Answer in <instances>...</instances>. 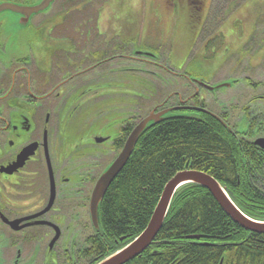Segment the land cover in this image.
Listing matches in <instances>:
<instances>
[{"label": "flooded vegetation", "instance_id": "af4514ba", "mask_svg": "<svg viewBox=\"0 0 264 264\" xmlns=\"http://www.w3.org/2000/svg\"><path fill=\"white\" fill-rule=\"evenodd\" d=\"M55 1L24 22L20 13L0 12V264H95L109 246L89 205L97 179L123 146L124 123L112 135L108 111L94 103L125 96L124 82L111 85L114 54L106 33L96 32L100 46L87 29L79 32L85 40L78 42L77 32L61 29L62 3L51 13ZM70 1L75 13L77 1ZM12 2L18 1L0 0ZM179 76L188 83L187 75ZM248 82L255 95L238 111L246 121L243 133L254 144L264 139V83ZM188 85L192 92L184 98L173 93L176 102L168 106L180 105L184 113H204L184 108L194 107L211 116L228 114L222 107L208 110L198 97L203 86ZM229 127L239 132L235 122Z\"/></svg>", "mask_w": 264, "mask_h": 264}, {"label": "trees", "instance_id": "16d2710c", "mask_svg": "<svg viewBox=\"0 0 264 264\" xmlns=\"http://www.w3.org/2000/svg\"><path fill=\"white\" fill-rule=\"evenodd\" d=\"M87 6L84 2L82 8L74 13L71 4L66 5V12H61V28L66 24L70 27L74 21L78 26L83 19H90L83 12ZM89 21H84L83 29L91 31L93 28ZM97 44L102 45L100 40ZM125 52L127 56L133 54V51ZM155 53L145 64L155 65L158 72L166 73L164 68L172 70L168 58L164 68L161 64L156 65L163 61L161 53L158 50ZM114 63L119 65L122 62ZM121 69L140 70L124 66ZM167 74L165 81L157 72L148 78L157 93L152 98H137L135 92L127 97L130 93L127 85L125 96H111V104L115 108L112 113L126 117L121 121L124 123V137L120 144L155 104L163 103L162 108L173 107L168 105L173 98L176 102V96L167 95V90L177 86L179 75ZM173 82V85L169 84ZM187 86L190 85L187 83ZM103 104L94 103L97 109H102ZM226 115L218 116L226 126L209 114L178 110L166 114L157 123L149 124L99 204L100 232L109 240L102 258L144 230L164 185L184 169L199 170L214 177L246 216L264 220V153L255 147L250 136L230 130ZM125 264H264V234L244 231L222 211L208 190L187 184L173 195L152 243Z\"/></svg>", "mask_w": 264, "mask_h": 264}, {"label": "rangeland", "instance_id": "374dc122", "mask_svg": "<svg viewBox=\"0 0 264 264\" xmlns=\"http://www.w3.org/2000/svg\"><path fill=\"white\" fill-rule=\"evenodd\" d=\"M16 1L18 2L14 4L32 6L22 5L20 1L23 0ZM69 1L56 0L51 13L58 11L61 3V12L65 13V6L72 2ZM75 1L76 11L82 8L84 2L89 5L83 12L90 19H83L82 22L90 20L89 24L93 28L91 32L106 33L109 39L107 48L114 54L110 58V81L116 86V81H123L124 87L127 85L131 93L127 97L135 92L137 98H152L157 93L148 78L157 72L164 80L167 72H158L155 65L145 64L143 60L150 61L152 58L142 53L145 57L132 54L128 55L131 59L125 62L122 58L127 56L125 51L136 50L155 56L158 50L163 62L157 64L164 67L168 58L170 68H174L171 72L190 75L188 83L200 81L208 85L210 88L202 87L198 91V97L204 99L208 110H219L222 107L221 112H228L230 116L229 123L235 122L236 130L244 131L246 121L240 116L238 107L246 104L254 94V91L247 88L248 80L264 83V0H73ZM83 23L78 27L74 21L70 27L66 24L61 29L77 32L79 42L85 40L79 34L86 30L83 29ZM116 61L122 62L121 66L125 68L140 70H119L114 63ZM185 78L177 76V86L168 89L167 95L179 93L184 98L191 93L192 88L182 80ZM169 84L173 85L174 82ZM255 88L256 86L252 89ZM260 93H264L263 88ZM173 99L171 104H175V98ZM112 101L109 97L101 107L109 113V132L113 135L121 129L123 123L120 121L126 117L112 113L115 109ZM237 116L239 118L235 121ZM84 118L85 115L80 117L82 121ZM86 120L89 121L88 118ZM76 125H79L77 121Z\"/></svg>", "mask_w": 264, "mask_h": 264}, {"label": "water", "instance_id": "95a60500", "mask_svg": "<svg viewBox=\"0 0 264 264\" xmlns=\"http://www.w3.org/2000/svg\"><path fill=\"white\" fill-rule=\"evenodd\" d=\"M52 1L53 0H41L38 2V4L36 3L30 7L14 4L13 2L2 3L0 4V12L9 10L12 12L20 13L24 22L30 15L46 9L52 3ZM140 53L146 56H152V54L150 53L138 52V54ZM196 82L203 87L210 88L208 85H205L200 81ZM162 105L163 103L153 107L146 116L140 119L133 126V128L125 138L123 146L117 157L97 179L91 193L89 205L95 228H98L97 222L99 204L109 185L129 159L140 135L144 133V130L149 126V124L157 123L161 121L166 114L183 108L182 106L162 108ZM184 108L209 113L202 108ZM212 116L218 118V121L226 126V124L219 117L214 114H212ZM228 128L230 129V127ZM254 144L264 149V139L261 138L259 140H255ZM187 184L198 185L208 190L210 194H212V197L216 200L218 205L222 208V211H224V213H226L232 219L233 223H236L240 227H242L244 231L246 230L249 232H256V234H264V220H254L246 216L237 207V205L232 202V199L226 193L225 188L222 186V184L219 183V181L205 172L189 168L175 173L172 178H170L164 185L159 200L144 230L136 237H134L129 243L105 256L95 264H125L126 262L130 261V259H133L136 256L140 255L152 243L153 239L159 232L160 227L167 214L173 195L179 188Z\"/></svg>", "mask_w": 264, "mask_h": 264}]
</instances>
